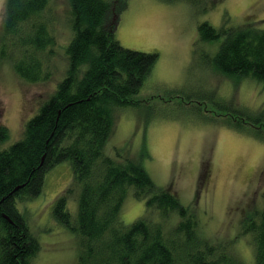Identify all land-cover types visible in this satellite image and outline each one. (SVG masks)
<instances>
[{
    "label": "trees",
    "instance_id": "1",
    "mask_svg": "<svg viewBox=\"0 0 264 264\" xmlns=\"http://www.w3.org/2000/svg\"><path fill=\"white\" fill-rule=\"evenodd\" d=\"M68 2L74 35L64 79L9 147H2L10 132L0 122V264H30L40 250L17 202L38 197L49 170L63 161L71 163L73 179L57 196L53 215L81 237L77 264H245L227 244L204 234L198 211L183 204L172 184L155 183L144 164L150 157L146 143L139 154L130 146L117 156L106 153L117 110L141 102L135 97L159 55L126 48L117 39L128 0ZM52 3H5L1 55L9 53L15 71L30 82L50 75L47 64L57 42ZM199 36L210 42L222 38L213 59L220 74L264 84V29L254 23L217 29L203 22ZM130 192L145 201L146 211L127 224L122 207ZM75 194L73 219L68 201ZM242 223L252 234L254 264H264V207Z\"/></svg>",
    "mask_w": 264,
    "mask_h": 264
},
{
    "label": "rangeland",
    "instance_id": "2",
    "mask_svg": "<svg viewBox=\"0 0 264 264\" xmlns=\"http://www.w3.org/2000/svg\"><path fill=\"white\" fill-rule=\"evenodd\" d=\"M5 3L0 0V50ZM127 6L117 39L159 58L135 97L141 102L117 110L106 153L116 156L130 146L133 155L139 154L146 143L150 157L144 164L155 183L172 184L183 204L198 211L206 236L254 264L252 234L244 232L242 220L264 207V84L220 74L213 59L222 38L200 40L199 25L209 22L219 29L254 23L264 29V0H128ZM49 16L57 42L47 79L23 78L10 54L0 51V122L10 132L2 147L22 138L27 121L66 75L67 46L74 35L68 0H53ZM72 179L71 163L60 162L49 170L38 197L17 202L41 244L30 264L78 263L80 235L53 215L57 196ZM68 209L76 219V194L69 197ZM145 211V201L130 192L122 207L125 223Z\"/></svg>",
    "mask_w": 264,
    "mask_h": 264
},
{
    "label": "bare ground",
    "instance_id": "3",
    "mask_svg": "<svg viewBox=\"0 0 264 264\" xmlns=\"http://www.w3.org/2000/svg\"><path fill=\"white\" fill-rule=\"evenodd\" d=\"M115 127V126H114ZM136 147V146H135ZM138 152V151H137ZM135 153V152H134ZM137 154V153H136ZM117 156V155H116ZM144 161V160H143ZM204 173V172H203ZM257 201V200H256ZM125 202V201H124ZM213 238V237H212Z\"/></svg>",
    "mask_w": 264,
    "mask_h": 264
}]
</instances>
